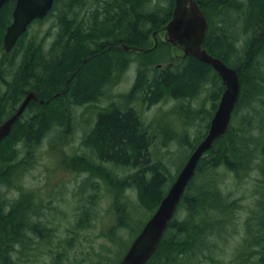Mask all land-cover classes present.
I'll return each mask as SVG.
<instances>
[{"label":"trees","instance_id":"obj_1","mask_svg":"<svg viewBox=\"0 0 264 264\" xmlns=\"http://www.w3.org/2000/svg\"><path fill=\"white\" fill-rule=\"evenodd\" d=\"M194 1L208 23L202 47L238 73L240 95L232 115L240 105L254 101L263 103L264 0ZM12 6L13 2H7L0 10V85L3 86V90L0 88V123L14 113L29 92L34 93L35 100L29 102L0 144V187L6 188L5 194L9 190L20 193L14 199L0 195L2 264H19L18 260L11 261L9 256L16 246H19L20 260L29 253L31 242L28 243V233L43 234L44 240H48V236L51 238L52 229L44 224L46 216L45 222L42 221L44 226L40 220L45 205L41 202L35 207L32 192H25L19 184L21 178L37 165L44 144L47 143L48 153L55 158V163L59 156L61 162L70 164L71 169L91 172L97 169L92 159L87 160L76 152L70 160L65 159L61 147L73 139L78 120L74 107L100 103L107 90L117 82L113 83L119 73L127 69L131 55L140 58L141 64L134 84L129 92L116 99L110 98L106 105L99 106L92 128L80 141L95 160L118 168L135 169L128 178L118 182L109 174V177H100L113 188L111 209L116 221L106 233L109 239L115 237L119 228H130L134 232L130 225L133 207L130 192L135 193L137 205L151 215L166 194L171 180L162 165L150 160L148 148L154 136L142 123L141 107L178 101L179 108L172 113L175 119L172 118L171 130L168 128L162 136L163 141L176 137L180 141L189 135L185 130L187 121L197 113L191 102L205 93L214 111L223 91L213 69L192 57L186 56L177 63L169 62L162 66L152 54L162 51L166 58L172 47L164 42H159L146 54L116 49L121 44L152 47V34L170 19L173 0H55L47 16L29 26L57 17V37L50 47L44 48L40 41L27 37V30L14 48L6 53L2 40L11 22ZM81 9L86 12L80 17ZM155 63L156 67L151 69V64ZM175 120L184 121L183 134L176 135ZM208 126L209 120H206L194 141H188L191 152L205 136ZM245 130L240 129L241 132ZM248 146V139L240 136L230 123L225 135L216 139L200 159L175 216L146 264H223V241L213 240L222 238L224 228L228 226L229 208L224 195L210 179L206 181L209 176L200 174L222 166L242 173L250 164ZM74 150L77 151L76 148ZM201 178L204 182H198ZM127 188L128 195L124 191ZM96 198H91L93 204ZM182 208L185 216L178 220L176 214ZM83 215H87L84 210ZM87 225L79 222L76 226L84 229ZM258 255L252 264H264V244ZM60 257L57 254V262ZM118 259L116 264L121 258ZM249 261L245 256L236 264H250Z\"/></svg>","mask_w":264,"mask_h":264},{"label":"rangeland","instance_id":"obj_2","mask_svg":"<svg viewBox=\"0 0 264 264\" xmlns=\"http://www.w3.org/2000/svg\"><path fill=\"white\" fill-rule=\"evenodd\" d=\"M85 12V9H81L80 17ZM56 22H58L57 17L52 16L43 23L33 24L27 29V37L35 38L36 42L40 41L44 48L50 47L57 37ZM160 39L163 38L160 36ZM164 54L165 52L158 51L152 56L155 59L158 58L160 60L158 62L165 66L169 62L177 63L181 51L178 48H172L166 58ZM138 60L140 58L135 55L130 56L131 62L127 69L119 73L113 83L117 82L109 91L107 90L106 97L101 99L100 103L93 106L87 104L80 108L74 107V114L78 116L75 132L71 143L61 147V153L65 154V159L69 160L74 152L83 155L87 160L92 159V162L98 166L95 172L71 169L70 164L66 161L61 162L59 156L58 161L53 162L55 158L48 153V146L45 143L39 153L37 165L21 178L19 184L25 192H32L35 207L41 202L45 205L43 217H40L41 225L47 224L52 231L51 233L49 231L51 235V238L48 236L49 241L44 240L43 234L39 236L28 233V243L31 242L29 253L20 260L21 255L17 252L19 246H16L9 254L11 261L18 260L19 264H114L124 254L125 245L128 242L129 245L133 240V233L141 229L143 223L151 216L137 205L135 193L130 192L129 196L133 205L130 211L132 219L130 225L134 232L132 233L130 228H119L113 239L106 236L116 221L111 209L113 188L100 177H109L107 176L109 174L118 182L128 178L135 169L118 168L95 160L80 144L84 134L92 128L93 117L99 106L103 107L110 98L111 100L116 99L119 95L129 92L136 79L137 71L141 67ZM156 64H151V69L156 67ZM0 88L3 90V86L0 85ZM261 98L264 99V97ZM211 106L212 102L206 98L205 93L191 102L192 109H196L197 113L191 121H187L188 127L185 130L189 135L180 141L178 137L174 140L163 141L162 136L171 127L172 118L175 119L172 113L178 110V101L169 100L153 106L141 107L142 123L145 129L153 134L151 136H154L148 148L150 160L164 167L167 176L171 178L169 186L191 153L188 141L192 143L206 120L210 121L215 111L211 110ZM177 117L180 119L179 116ZM183 122L182 120L181 122L176 121V135L183 134ZM231 124L240 136L248 139L249 168L238 174L222 166L210 173L200 174V176H209L206 181L210 179L213 186L224 195V201L229 208V215L226 219L228 226L224 228L221 239L213 240L218 243L223 241L225 254L223 264H236L238 259L245 256L252 264L258 259V253L264 244V101L263 103L254 101L247 105H240L231 117ZM240 129L246 130L241 132ZM75 148L77 151L74 150ZM61 153L58 155L62 156ZM201 181L204 182V179L201 178L198 182ZM5 190V187H0V195H5L6 199H14L20 194L14 190H9L5 194ZM124 191L128 195L129 189ZM93 196H97L94 204L91 202ZM83 210L86 211V216L83 215ZM184 216L185 211L182 208L176 214V218L181 220ZM79 222L89 225L84 229H79L76 226ZM120 243L123 244L120 245ZM57 254L61 255L58 262L56 261Z\"/></svg>","mask_w":264,"mask_h":264},{"label":"water","instance_id":"obj_3","mask_svg":"<svg viewBox=\"0 0 264 264\" xmlns=\"http://www.w3.org/2000/svg\"><path fill=\"white\" fill-rule=\"evenodd\" d=\"M54 1L0 0V10L5 3L14 2L12 20L6 27L2 40V47L6 53L14 48L18 39L33 21L47 16ZM207 27V19L194 0H174L170 19L152 34L154 41L152 47L142 48L125 44L116 47L117 50L146 54L156 48L160 40L158 35L163 32L161 41L173 48H178L182 52L180 59L189 56L210 66L223 85V91L205 136L193 149L159 205L130 242L117 264H146L151 259L176 213L186 187L194 177L200 159L212 147L216 139L225 135L230 125L231 115L240 95L239 76L234 68L226 65L202 47ZM31 100H35L33 92H29L16 111L0 124V144L9 135L13 124L20 118Z\"/></svg>","mask_w":264,"mask_h":264},{"label":"flooded vegetation","instance_id":"obj_4","mask_svg":"<svg viewBox=\"0 0 264 264\" xmlns=\"http://www.w3.org/2000/svg\"><path fill=\"white\" fill-rule=\"evenodd\" d=\"M5 4H6V3H5ZM5 4H4V5H5ZM4 5H3V6H4ZM13 7H14V2H13L12 10H13ZM1 9H2V8H1ZM11 13H12V11H11ZM11 20H12V15H11ZM18 106H19V105H18ZM16 109H17V108H16ZM1 123H2V122H1ZM1 123H0V124H1Z\"/></svg>","mask_w":264,"mask_h":264},{"label":"bare ground","instance_id":"obj_5","mask_svg":"<svg viewBox=\"0 0 264 264\" xmlns=\"http://www.w3.org/2000/svg\"><path fill=\"white\" fill-rule=\"evenodd\" d=\"M105 169V168H104Z\"/></svg>","mask_w":264,"mask_h":264}]
</instances>
